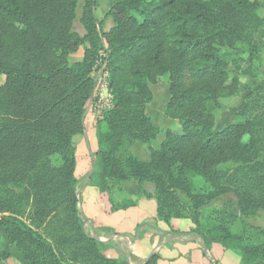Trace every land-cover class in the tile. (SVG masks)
<instances>
[{
    "label": "trees",
    "instance_id": "16d2710c",
    "mask_svg": "<svg viewBox=\"0 0 264 264\" xmlns=\"http://www.w3.org/2000/svg\"><path fill=\"white\" fill-rule=\"evenodd\" d=\"M81 2L83 37L74 31ZM98 8V0H0V229L10 246L31 264H122L103 254L79 213L74 137L85 132L101 70L112 102L90 184L108 212L135 206L123 182L152 183L160 221L189 218L206 247L221 243L243 264L264 262V228L244 221L264 212V86L243 82L260 70V4L118 0L107 33ZM81 47L83 59L71 63ZM162 77L170 91L165 117L181 133L146 114ZM242 90L249 94L236 122L216 130L220 101ZM161 133L148 162L126 147ZM226 195L237 205L205 210ZM9 258L0 248V264Z\"/></svg>",
    "mask_w": 264,
    "mask_h": 264
},
{
    "label": "crops",
    "instance_id": "0c3cea01",
    "mask_svg": "<svg viewBox=\"0 0 264 264\" xmlns=\"http://www.w3.org/2000/svg\"><path fill=\"white\" fill-rule=\"evenodd\" d=\"M85 121H91L89 114ZM80 139L75 137L76 142ZM92 143L93 141L91 147ZM79 152L76 169L78 182L81 181L80 174H83V168L89 164L90 159L86 156L88 152ZM81 157L86 160H79ZM88 180L87 178L84 184L79 185V213L86 232L101 244L106 257L117 259L122 264H143L155 254L161 257L160 264H243L241 257L231 250L217 244L208 248L201 237L183 235L175 229L173 223L167 225L160 221L155 200L145 198L136 182L123 184L136 205L110 213L101 200L99 190L91 186Z\"/></svg>",
    "mask_w": 264,
    "mask_h": 264
},
{
    "label": "rangeland",
    "instance_id": "374dc122",
    "mask_svg": "<svg viewBox=\"0 0 264 264\" xmlns=\"http://www.w3.org/2000/svg\"><path fill=\"white\" fill-rule=\"evenodd\" d=\"M98 1H99V8L97 10V17L102 24L103 32L107 33L113 28V25H114L113 20L107 16V13L118 0H98ZM253 1L258 2L260 4L259 14L260 16L264 17V0H253ZM82 11H83V2H81L79 5L77 18L74 22V31L83 37L85 35V29L80 22ZM84 52H85L84 47H81L76 53L70 56V62L75 63V62L81 61L84 57ZM100 54L103 55L102 52ZM259 57H260V65H259L260 70L258 72V78L256 79L243 78L244 83L250 82L251 84L254 85V87L264 86V47L262 48L259 54ZM95 78L98 81L97 87L99 89V94H100L99 96L101 97V93H103L105 100L102 101L103 109L100 112H98V110L95 109V104L93 101H92V105H90L91 103L88 105L86 113L90 115L91 121H84L85 132L83 134L77 135L78 138H81L79 142H76L75 137H74V143L77 148L76 152H79V150L81 151L83 150L84 153L88 152L86 156H89L90 158L88 159L89 164H87L83 168V171H82L83 174H80L82 179L81 181L78 182V198H79V190L81 189L79 185L84 184L87 178L89 179L88 183L90 184V181L95 172V170L93 172V164H95L96 152L98 151L97 135L100 131L104 133H107L108 131L107 125H105L104 121L102 120L104 118L105 112L108 111V108L110 107L112 101L110 100L111 99L109 96L110 94L107 89L106 91L102 92L103 90L102 87L106 86V78L102 74L101 70L95 73ZM98 89H95V90L98 91ZM151 90L153 93V99H152V102L149 103L147 106L146 114L152 117L155 123L163 131L166 129H175V130H178L177 131L178 133H181V129H180L178 121H172L166 118L164 114L165 108L170 98L169 82H168L167 77L160 78L158 84L151 86ZM96 94L97 92H95L94 95L96 96ZM248 94H249V91L242 90L240 93L233 95V96H226L220 101L222 105V109L217 114L216 130H222L236 122L237 120L236 114L241 109L244 103V100ZM86 113H85V120L87 116ZM91 141H93L92 147H91ZM162 141H163V133H161L150 144L141 142L139 140L130 139L127 141L126 147L129 149V151L133 155L138 157L140 161L148 162L151 159L152 151L157 150V148H159V146L161 145ZM80 159L86 160V158L84 157L79 158V160ZM128 182H136V181H125L122 183V187L124 183H128ZM136 183L138 184V182ZM140 187L143 190L144 197L147 199H152L150 198V194L151 195L154 194L155 186L152 183L147 182V183H144ZM123 189L126 192L124 187ZM126 195L136 205V201L131 197V195H129L127 192H126ZM79 202H80V199H79ZM228 203H231L234 206H236L237 200L235 199L233 195H226L212 202L209 206L206 207L205 210H207L208 212L220 210L224 208V206ZM244 221L255 227L264 228V212L259 211L256 216L249 218V219L244 218ZM171 223H173L175 225V229H177L183 235L190 234V235H196L198 237H201L196 232V229H197L196 224L189 218H173ZM214 244H217L224 249L227 247L221 243H213V244L211 243L210 246ZM0 248H2L3 250H5L6 252L10 254V258L7 262L8 264H31L25 260L23 255L16 248H13L10 246L9 240L6 236L4 229H0ZM231 252L238 255L234 251H231ZM258 262H263V261H258Z\"/></svg>",
    "mask_w": 264,
    "mask_h": 264
},
{
    "label": "built area",
    "instance_id": "2783aa9c",
    "mask_svg": "<svg viewBox=\"0 0 264 264\" xmlns=\"http://www.w3.org/2000/svg\"><path fill=\"white\" fill-rule=\"evenodd\" d=\"M105 76V78H106V86H103L102 87V92H104V91H106V89L108 90V83H107V74H105L104 75ZM109 92V91H108ZM100 94H99V89H98V91H97V94H96V96H95V101H94V104H95V109L96 110H98V112H100L102 109H103V106H102V101L103 100H105V97H104V95H103V93H101V97L99 96ZM110 96V100L112 101V96L111 95H109ZM110 107H111V105H110ZM109 107V108H110ZM108 108V109H109Z\"/></svg>",
    "mask_w": 264,
    "mask_h": 264
},
{
    "label": "water",
    "instance_id": "95a60500",
    "mask_svg": "<svg viewBox=\"0 0 264 264\" xmlns=\"http://www.w3.org/2000/svg\"><path fill=\"white\" fill-rule=\"evenodd\" d=\"M93 99H94V97H92L91 103H92ZM94 170H95V164H93V172H94Z\"/></svg>",
    "mask_w": 264,
    "mask_h": 264
}]
</instances>
